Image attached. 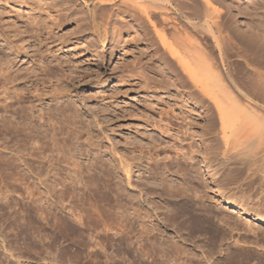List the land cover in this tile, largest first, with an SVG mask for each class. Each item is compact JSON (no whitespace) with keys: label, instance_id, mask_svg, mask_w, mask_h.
<instances>
[{"label":"rangeland","instance_id":"obj_1","mask_svg":"<svg viewBox=\"0 0 264 264\" xmlns=\"http://www.w3.org/2000/svg\"><path fill=\"white\" fill-rule=\"evenodd\" d=\"M210 2L264 51V0ZM91 3L0 0V264H264V140L225 144L150 24Z\"/></svg>","mask_w":264,"mask_h":264},{"label":"bare ground","instance_id":"obj_2","mask_svg":"<svg viewBox=\"0 0 264 264\" xmlns=\"http://www.w3.org/2000/svg\"><path fill=\"white\" fill-rule=\"evenodd\" d=\"M201 1L202 5L200 0H93L91 4L93 10L107 5L118 6L120 11L145 19L168 55L166 59L175 64L176 73L183 78V84H189L194 93L200 94L202 100L216 109L218 133L225 144H228L229 139L237 138L240 141L238 143L246 144V149H259L261 146L258 144L264 143V85L261 79L260 85L256 84L262 74L251 67L253 60L264 58V51H260L258 39L255 44L254 38L251 41L246 36L245 40L246 37L244 39L242 36V39L235 34L222 20V13L212 7L210 0ZM86 4L90 7L89 3ZM232 56L235 59H231ZM243 68L247 74L245 72L244 77L238 76ZM238 90L251 93L253 97L261 99L263 104L243 103L242 94ZM238 151L242 153L244 149ZM213 173L209 168V177L213 178ZM224 202L249 213L230 199L224 198ZM253 220H264V216L254 213Z\"/></svg>","mask_w":264,"mask_h":264}]
</instances>
